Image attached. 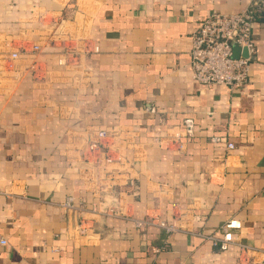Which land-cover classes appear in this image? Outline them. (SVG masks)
<instances>
[{"label": "crops", "instance_id": "0c3cea01", "mask_svg": "<svg viewBox=\"0 0 264 264\" xmlns=\"http://www.w3.org/2000/svg\"><path fill=\"white\" fill-rule=\"evenodd\" d=\"M248 5L0 0V264H264V14L245 90L203 86L190 67L201 21ZM101 129L116 138L81 155ZM68 196L155 226L73 215L60 207Z\"/></svg>", "mask_w": 264, "mask_h": 264}, {"label": "built area", "instance_id": "2783aa9c", "mask_svg": "<svg viewBox=\"0 0 264 264\" xmlns=\"http://www.w3.org/2000/svg\"><path fill=\"white\" fill-rule=\"evenodd\" d=\"M264 14V0H249V5L244 10L234 14H213L205 18L199 24V27L192 39V49L190 52V67L192 78L197 83L206 86H222L233 91H243L249 85L251 65L256 54V46L253 40L254 26ZM233 45H237L240 49L238 58L235 57ZM41 51L40 46H34L32 53L37 54ZM247 56H244V52ZM20 53H13L12 60H18ZM146 112L155 114L156 108H146ZM196 124L195 120L188 118L184 121V131L188 139L195 136ZM115 131L105 129L98 130L95 138L87 136L84 141L80 140L78 152L84 155V151L100 150L107 139L116 138ZM214 144L225 142L222 138L212 139ZM229 150L235 148L234 144L228 143ZM88 164V160H83L82 165ZM127 164H131L128 159ZM134 180H128L123 186L127 189L134 188ZM122 185L111 188L110 191L118 193L120 198L124 196L126 190H122ZM60 207L65 212L75 215L76 213L91 214L93 216L101 215L104 217L131 219L125 213L116 207H109L101 210L92 207L89 211L84 210L76 203L73 196H68L61 203ZM138 229H144L149 226H155L154 220H135L131 219ZM156 226L172 232L174 228L163 222ZM240 226L236 222L227 224L222 233L224 238L220 240V250L225 251L231 244L229 230L238 229ZM74 230L80 236H88L93 231L85 226V222L76 223ZM2 245H6L5 240H1Z\"/></svg>", "mask_w": 264, "mask_h": 264}, {"label": "water", "instance_id": "95a60500", "mask_svg": "<svg viewBox=\"0 0 264 264\" xmlns=\"http://www.w3.org/2000/svg\"><path fill=\"white\" fill-rule=\"evenodd\" d=\"M233 48H234V54H235V57L238 58L239 54H240V49L237 45H233ZM244 56L246 57L247 56V52L245 51L244 52ZM254 60V58H253Z\"/></svg>", "mask_w": 264, "mask_h": 264}]
</instances>
